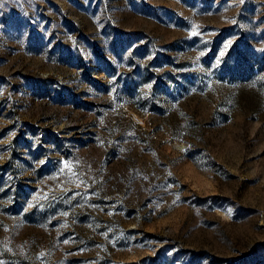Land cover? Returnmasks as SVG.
I'll list each match as a JSON object with an SVG mask.
<instances>
[{
    "label": "rangeland",
    "instance_id": "374dc122",
    "mask_svg": "<svg viewBox=\"0 0 264 264\" xmlns=\"http://www.w3.org/2000/svg\"><path fill=\"white\" fill-rule=\"evenodd\" d=\"M0 264H264V0H0Z\"/></svg>",
    "mask_w": 264,
    "mask_h": 264
}]
</instances>
